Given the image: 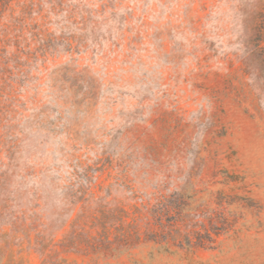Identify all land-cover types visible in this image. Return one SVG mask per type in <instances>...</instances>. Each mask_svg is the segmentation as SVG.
<instances>
[{"label":"rangeland","instance_id":"rangeland-1","mask_svg":"<svg viewBox=\"0 0 264 264\" xmlns=\"http://www.w3.org/2000/svg\"><path fill=\"white\" fill-rule=\"evenodd\" d=\"M0 264H264V0H0Z\"/></svg>","mask_w":264,"mask_h":264},{"label":"trees","instance_id":"trees-1","mask_svg":"<svg viewBox=\"0 0 264 264\" xmlns=\"http://www.w3.org/2000/svg\"><path fill=\"white\" fill-rule=\"evenodd\" d=\"M23 232L25 233V235H29V229H28V227H25V228H23Z\"/></svg>","mask_w":264,"mask_h":264}]
</instances>
